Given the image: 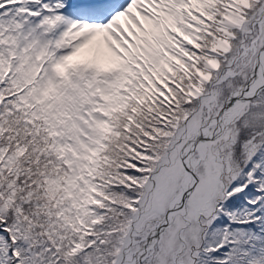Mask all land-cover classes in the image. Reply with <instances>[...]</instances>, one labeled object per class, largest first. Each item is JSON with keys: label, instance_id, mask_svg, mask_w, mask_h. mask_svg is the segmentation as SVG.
<instances>
[{"label": "snow or ice", "instance_id": "snow-or-ice-1", "mask_svg": "<svg viewBox=\"0 0 264 264\" xmlns=\"http://www.w3.org/2000/svg\"><path fill=\"white\" fill-rule=\"evenodd\" d=\"M0 264H264V0H0Z\"/></svg>", "mask_w": 264, "mask_h": 264}]
</instances>
